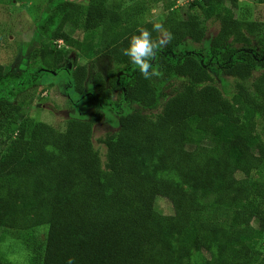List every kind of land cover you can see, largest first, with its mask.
<instances>
[{
	"label": "trees",
	"instance_id": "1",
	"mask_svg": "<svg viewBox=\"0 0 264 264\" xmlns=\"http://www.w3.org/2000/svg\"><path fill=\"white\" fill-rule=\"evenodd\" d=\"M238 1L194 0L192 8L200 12L169 8L162 23L145 19V0L55 2L38 25L45 38L32 50L28 68L57 74L73 48L89 55V41L94 49L108 44L106 54L128 66L121 50L143 28L157 44L152 68L184 84L157 118L120 115L118 133L103 139L105 166L93 143L101 111L88 120L71 118L60 131L0 97V228L25 247L27 264H264L257 249L264 236V181L252 178L264 163V141L252 139L264 123V22L240 19ZM211 18L220 21L211 42L216 61L239 79L232 99L189 48L205 39ZM71 31L83 32L84 39ZM254 40L262 50L243 51L235 61L231 51L221 50ZM183 47L188 50L177 54ZM79 58L70 81L85 94L89 70ZM257 68L262 72L251 92L244 82ZM26 74L0 65V96L8 90L17 97ZM130 75L124 82L114 70L98 71L93 84L101 99L120 89L125 102L156 107L160 94L151 79L137 68ZM162 199L172 214L158 209ZM41 228L43 241L35 238ZM4 245L3 236L0 264H16L9 259L15 246Z\"/></svg>",
	"mask_w": 264,
	"mask_h": 264
},
{
	"label": "rangeland",
	"instance_id": "2",
	"mask_svg": "<svg viewBox=\"0 0 264 264\" xmlns=\"http://www.w3.org/2000/svg\"><path fill=\"white\" fill-rule=\"evenodd\" d=\"M56 1L58 0H0V65L11 68L13 72L27 70L26 76L22 77L19 88L15 92L17 97H13L8 90L3 91L0 97L16 101V104L21 105L22 112L28 118H32L37 122L47 123L60 131L65 130L67 121L71 118L88 120L95 111H101L103 120L94 126L93 143L100 153L103 166H105L107 148L103 143V139L108 135H116L118 133L120 115L127 112H139L150 118H157L162 112L166 101L182 89L184 80L174 74L167 75L164 70L155 67L150 68V72L153 69L155 70V75H152L150 79L160 94L159 104L154 108H148L133 101L125 102L121 97L120 89H113L110 100L101 99L93 84V75L96 72L100 71L107 74L109 71L114 70L122 75L124 82H130V73L136 67L132 63L128 66L115 63L106 54L108 44H103L100 48L94 49V44L90 41L89 55L82 51H75L73 48L71 50L72 58L67 61L65 66L56 70L58 71L57 74L49 73L45 69H39L38 66L28 68L32 50L45 38L38 29V25L40 26L43 21L52 15ZM68 1L84 4L89 2V0ZM127 1L132 2L135 0ZM178 1H180L179 4ZM193 1L145 0L147 8L145 19L162 23L169 8H178L183 13L188 9L196 12L198 10L197 7L192 8ZM226 3L229 4L230 2L227 1ZM238 5L236 12L240 19L264 22V3H260L258 0H239ZM198 12L200 11L198 10ZM219 29V19L211 18L208 22V32L205 39L200 43H191L189 48L207 66L214 79L213 83L222 89L226 97L232 99L237 91L236 84L239 79L228 74L225 70V65L216 61L211 45ZM71 34L79 40L84 39L83 32L71 31ZM160 37V45L162 46L166 41V35L162 28L160 29ZM54 42L56 43V41ZM262 48L261 43L254 40L250 46L226 44L221 50L231 51L234 54L231 60L235 61L236 56L243 51L259 52ZM187 50L188 48L186 47L180 48L177 54L184 53ZM76 55L80 57L81 63L87 64L89 70L85 94H81L76 90L70 81ZM261 72V68H257L253 72L252 77L244 82L251 92H253L252 85ZM44 88L45 90H42ZM1 115L0 113V117ZM3 122L1 120V123ZM12 132L13 129L10 134ZM252 139L264 141L263 122H260L259 129L257 133L252 135ZM252 178L264 181V163L256 165ZM157 207L165 214L173 213V207L167 200H159ZM46 227L48 231V226ZM45 231V228L39 229L35 238L43 241ZM7 233V230L0 228V237L4 236L5 239L4 246H15V250H11L12 254L9 259L14 260L16 264H27L28 255L25 247ZM257 249L264 252V236L260 239ZM195 258L201 260L197 254Z\"/></svg>",
	"mask_w": 264,
	"mask_h": 264
},
{
	"label": "clouds",
	"instance_id": "3",
	"mask_svg": "<svg viewBox=\"0 0 264 264\" xmlns=\"http://www.w3.org/2000/svg\"><path fill=\"white\" fill-rule=\"evenodd\" d=\"M160 28L159 24L154 25V30ZM139 34L131 36L128 47L122 49V55L128 57L130 62L138 69L145 79L155 75V70L150 72L152 65L150 61L154 58L157 44L152 40L151 33L143 28L137 30ZM169 38H171L169 36Z\"/></svg>",
	"mask_w": 264,
	"mask_h": 264
},
{
	"label": "built area",
	"instance_id": "4",
	"mask_svg": "<svg viewBox=\"0 0 264 264\" xmlns=\"http://www.w3.org/2000/svg\"><path fill=\"white\" fill-rule=\"evenodd\" d=\"M179 2H180V1H178V4H179ZM59 45H60V46H63V41H62V40L59 41Z\"/></svg>",
	"mask_w": 264,
	"mask_h": 264
}]
</instances>
